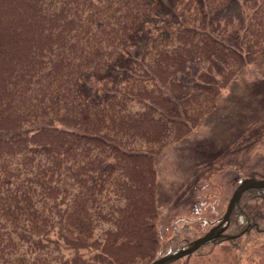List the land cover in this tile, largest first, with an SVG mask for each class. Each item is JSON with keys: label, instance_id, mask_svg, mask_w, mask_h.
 Instances as JSON below:
<instances>
[{"label": "trees", "instance_id": "obj_1", "mask_svg": "<svg viewBox=\"0 0 264 264\" xmlns=\"http://www.w3.org/2000/svg\"><path fill=\"white\" fill-rule=\"evenodd\" d=\"M251 61L264 0H0V264H148L204 233L224 211L196 226L190 205L159 230L155 156ZM245 169L236 184L264 177ZM217 245L236 262L264 249V185L192 252Z\"/></svg>", "mask_w": 264, "mask_h": 264}, {"label": "rangeland", "instance_id": "obj_2", "mask_svg": "<svg viewBox=\"0 0 264 264\" xmlns=\"http://www.w3.org/2000/svg\"><path fill=\"white\" fill-rule=\"evenodd\" d=\"M196 60L185 69L186 78L196 76V66L200 64ZM155 161L160 231L169 227L173 213L185 214L190 205L194 206L190 221L196 226L202 225L199 215L203 213L208 217L220 215L238 181L237 174L244 173L250 164L264 162V63L245 64L222 88L215 108L186 136L157 153ZM210 163L222 166L221 170L210 173L207 184L197 187L196 201H190L191 196L183 201L184 196L191 195L188 187L194 185L200 170ZM245 255L236 262L233 251L217 245L207 253L190 252L166 262L264 264V249L255 248Z\"/></svg>", "mask_w": 264, "mask_h": 264}, {"label": "water", "instance_id": "obj_3", "mask_svg": "<svg viewBox=\"0 0 264 264\" xmlns=\"http://www.w3.org/2000/svg\"><path fill=\"white\" fill-rule=\"evenodd\" d=\"M255 185H264V177H255L252 175L243 176L230 194L226 208L221 218L216 223L211 225L204 233L196 236L189 245L180 247L176 251L160 255L148 264H160L166 260L178 258L182 255L194 251L201 243L220 234L228 225L230 220V213L236 202L239 200L243 190Z\"/></svg>", "mask_w": 264, "mask_h": 264}]
</instances>
